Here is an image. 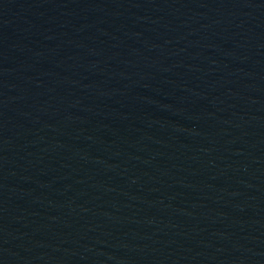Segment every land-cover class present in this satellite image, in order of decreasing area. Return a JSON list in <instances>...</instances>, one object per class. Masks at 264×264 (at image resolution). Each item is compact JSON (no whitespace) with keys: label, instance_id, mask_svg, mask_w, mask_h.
Here are the masks:
<instances>
[{"label":"water","instance_id":"1","mask_svg":"<svg viewBox=\"0 0 264 264\" xmlns=\"http://www.w3.org/2000/svg\"><path fill=\"white\" fill-rule=\"evenodd\" d=\"M0 264H264V0H0Z\"/></svg>","mask_w":264,"mask_h":264}]
</instances>
